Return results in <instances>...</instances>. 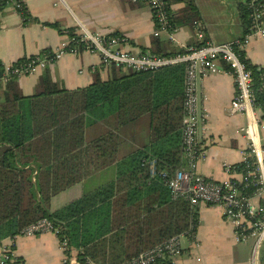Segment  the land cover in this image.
I'll list each match as a JSON object with an SVG mask.
<instances>
[{
    "label": "trees",
    "instance_id": "1",
    "mask_svg": "<svg viewBox=\"0 0 264 264\" xmlns=\"http://www.w3.org/2000/svg\"><path fill=\"white\" fill-rule=\"evenodd\" d=\"M164 1L174 29L197 19L194 0ZM9 2L0 0V12ZM176 2L184 3L178 15L170 11ZM252 7L237 0L245 32ZM18 12L24 22L33 20L25 4ZM66 31L77 37L72 28ZM241 56L252 71L256 105L264 107L260 69ZM121 70L112 67L106 80L95 75L87 86L67 89L45 69L33 94L24 95L15 77L0 89V242L45 217L59 241L66 240L67 256L75 251L81 263L119 264L191 225L196 229L198 207L172 198L166 184L185 165L184 64ZM144 114L149 141L120 156L121 127ZM112 164V180L50 209L53 195Z\"/></svg>",
    "mask_w": 264,
    "mask_h": 264
},
{
    "label": "crops",
    "instance_id": "2",
    "mask_svg": "<svg viewBox=\"0 0 264 264\" xmlns=\"http://www.w3.org/2000/svg\"><path fill=\"white\" fill-rule=\"evenodd\" d=\"M194 2L198 10L197 19L204 24L201 36L197 34L194 20L190 24L177 26L173 31L161 30L155 35L156 24L150 8L129 0H24L33 18L27 22L9 3L0 12V62L3 66L9 65L43 50L57 48L69 39V34L65 32L70 28L76 35L83 28L92 33L122 35L126 38L122 45L124 49L158 55L174 54L188 45L225 43L243 36L245 31L239 18L237 0ZM183 7L182 2L172 3L170 11L178 15ZM51 23H56L58 27H53ZM153 41H156L157 46H154ZM154 49H162L166 53H153ZM244 53L258 70L264 69V37L249 38ZM220 66L222 71L199 80L201 120L197 140L203 155L196 158L194 164L198 174L215 180L239 178L240 172L236 167L241 166L247 149V138L241 131L246 117L243 113H230V103L235 93L234 81L226 70V64L220 62ZM45 69L54 81L67 89L87 86L95 75L102 80L112 75V67L102 64L98 54L85 50L78 54L66 53ZM45 69L17 79L24 95L35 92ZM255 111L259 118L264 119V107L257 105ZM136 130L131 131L137 134ZM142 133L137 137L139 141L128 140L126 153H121L123 136L120 132L122 140L119 155H126L147 143L148 125L147 131ZM259 135L264 148V130H259ZM183 162L187 166L186 159ZM226 165L236 167L230 171ZM114 177V164L99 169L53 195L50 209L54 210ZM10 241L7 238L4 243L10 244ZM179 242L182 251L175 264H252L253 239L238 241L234 226L224 218L222 207L217 204L201 203L198 206V225L194 238L190 240L182 235ZM12 245L16 260L11 264H64L65 257L70 258L68 264H86L77 261L75 251L67 256L53 232L19 235ZM256 257L258 260L264 257V240L258 247Z\"/></svg>",
    "mask_w": 264,
    "mask_h": 264
},
{
    "label": "built area",
    "instance_id": "3",
    "mask_svg": "<svg viewBox=\"0 0 264 264\" xmlns=\"http://www.w3.org/2000/svg\"><path fill=\"white\" fill-rule=\"evenodd\" d=\"M133 3L148 6L155 20L154 34L159 31H173L169 12L164 0H129ZM252 10L250 24L241 38L225 42H205L199 45H188L174 54L158 55L147 52H133L124 49L125 36L118 34L104 35L83 31L62 42L54 49H46L37 54L27 56L9 65L3 66L0 74V89L6 87L8 81L15 77L37 72L57 61L66 53L78 54L85 50L100 56L101 63L122 70L147 71L165 66L184 64V101L182 116V152L187 166H180L166 178L172 198L184 197L192 208L201 203L217 204L222 207L223 216L233 226L238 241L252 238L254 241L252 264H264V257L257 259L256 253L264 240V148L259 130H264V119L256 115V92L252 71L242 59L245 46L253 36L264 37V1L249 0ZM15 9L22 7L24 0H10ZM198 36H201L204 24L196 19L193 21ZM65 33L69 34L68 31ZM223 62L227 72L231 74L235 93L230 103V113H243L246 117L241 128L247 138V149L239 170V178L215 180L198 174L194 170L196 158L203 155L197 140L199 115V80L212 73L223 70ZM258 91L264 95V69L260 70ZM153 164L151 163V168ZM153 171V168H152ZM229 171V172H230ZM58 229L47 218L43 217L23 227L16 235L7 237L13 244L19 235L34 236L44 232L56 234ZM195 229L191 225L183 233L174 235L153 247L140 252L137 256L119 264H175L181 254L179 238L185 235L194 238ZM5 238V239H7ZM0 242V264H11L16 260L13 245ZM63 250L67 248L66 240L59 241ZM65 257L63 262H69Z\"/></svg>",
    "mask_w": 264,
    "mask_h": 264
},
{
    "label": "rangeland",
    "instance_id": "4",
    "mask_svg": "<svg viewBox=\"0 0 264 264\" xmlns=\"http://www.w3.org/2000/svg\"><path fill=\"white\" fill-rule=\"evenodd\" d=\"M123 71H125V70H123ZM147 123H148V115L144 114V115L140 116L139 118H137L136 120L122 126L121 134L123 136V143H122V147L120 150L121 153H126L125 147H126V143L127 142L129 143L128 140L139 141V139L137 137L140 136V133L143 132L142 134H144V131L145 130L147 131V125H148ZM133 129H137L136 130L137 134L132 133L131 130H133Z\"/></svg>",
    "mask_w": 264,
    "mask_h": 264
}]
</instances>
